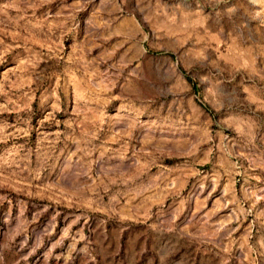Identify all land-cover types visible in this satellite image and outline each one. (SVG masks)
<instances>
[{
  "label": "rangeland",
  "instance_id": "rangeland-1",
  "mask_svg": "<svg viewBox=\"0 0 264 264\" xmlns=\"http://www.w3.org/2000/svg\"><path fill=\"white\" fill-rule=\"evenodd\" d=\"M0 264H264V0H0Z\"/></svg>",
  "mask_w": 264,
  "mask_h": 264
}]
</instances>
